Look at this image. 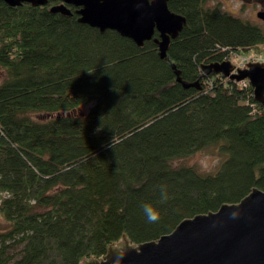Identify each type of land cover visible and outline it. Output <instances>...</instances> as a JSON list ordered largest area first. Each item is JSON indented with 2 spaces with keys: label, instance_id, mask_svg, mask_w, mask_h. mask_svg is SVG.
Instances as JSON below:
<instances>
[{
  "label": "trees",
  "instance_id": "1",
  "mask_svg": "<svg viewBox=\"0 0 264 264\" xmlns=\"http://www.w3.org/2000/svg\"><path fill=\"white\" fill-rule=\"evenodd\" d=\"M210 1L168 0L186 23L163 58L157 30L139 45L59 0H0V264H83L264 190V104L202 68L226 47L261 53L264 30ZM213 145L215 173L176 163Z\"/></svg>",
  "mask_w": 264,
  "mask_h": 264
},
{
  "label": "water",
  "instance_id": "2",
  "mask_svg": "<svg viewBox=\"0 0 264 264\" xmlns=\"http://www.w3.org/2000/svg\"><path fill=\"white\" fill-rule=\"evenodd\" d=\"M10 5L24 2L45 5L49 0H4ZM101 31L114 29L143 45L159 32L156 41L161 57L167 56L172 38L178 36L186 17L170 9L168 0H59L50 6L53 13L73 15ZM257 16L264 20V9ZM236 68L231 60L203 64V71L222 73L233 80L248 79L255 98L264 104V62L246 61ZM177 74L179 72L177 71ZM180 79V77H178ZM185 86L200 87L199 81ZM86 264H264V190L254 188L241 201L223 204L218 210L182 220L157 240L111 244L100 259Z\"/></svg>",
  "mask_w": 264,
  "mask_h": 264
},
{
  "label": "rangeland",
  "instance_id": "3",
  "mask_svg": "<svg viewBox=\"0 0 264 264\" xmlns=\"http://www.w3.org/2000/svg\"><path fill=\"white\" fill-rule=\"evenodd\" d=\"M221 2L222 6L227 8L230 12L242 17L243 19L250 20L258 23L264 30V20L257 16V11L260 9V4L264 0H211V4ZM87 109V107H85ZM227 157V153L220 150L217 145L204 148L200 151L193 153L190 156L179 158L176 163H186L197 166L196 169L206 173H215L221 162ZM119 244V243H118ZM117 245V243L115 244ZM90 259V258H88ZM83 264H86V260ZM95 259V258H94Z\"/></svg>",
  "mask_w": 264,
  "mask_h": 264
},
{
  "label": "built area",
  "instance_id": "4",
  "mask_svg": "<svg viewBox=\"0 0 264 264\" xmlns=\"http://www.w3.org/2000/svg\"><path fill=\"white\" fill-rule=\"evenodd\" d=\"M228 55H230L234 59L233 62L235 63V69L233 70V72H236V68L238 67H246L247 66L246 61L264 62V50L261 53L257 54L253 51L251 53H245V52L234 51L232 49H229ZM235 82H237L238 84H241L242 86L248 85L247 79H243L240 81L235 80Z\"/></svg>",
  "mask_w": 264,
  "mask_h": 264
},
{
  "label": "clouds",
  "instance_id": "5",
  "mask_svg": "<svg viewBox=\"0 0 264 264\" xmlns=\"http://www.w3.org/2000/svg\"><path fill=\"white\" fill-rule=\"evenodd\" d=\"M168 199V194L166 188H161V201H166ZM143 213L149 223H156L160 219V212L154 208L151 204L142 205Z\"/></svg>",
  "mask_w": 264,
  "mask_h": 264
},
{
  "label": "flooded vegetation",
  "instance_id": "6",
  "mask_svg": "<svg viewBox=\"0 0 264 264\" xmlns=\"http://www.w3.org/2000/svg\"><path fill=\"white\" fill-rule=\"evenodd\" d=\"M260 9L262 10V9H264V3L263 4H260ZM260 11V10H259ZM257 13H258V11H257ZM261 19V18H260ZM263 20V19H262ZM226 49V51L227 50H229L230 49V47H226L225 48ZM232 50H234V51H241V52H245V49L244 48H240V49H232ZM228 56H230V55H228V54H226L223 58H222V60L221 61H224V60H231V61H233L234 59H233V57H228ZM220 60H219V62H221ZM213 62H215V61H213ZM228 77V76H227ZM228 78H230V77H228ZM231 79V78H230ZM233 80V79H232ZM235 81V80H234Z\"/></svg>",
  "mask_w": 264,
  "mask_h": 264
}]
</instances>
